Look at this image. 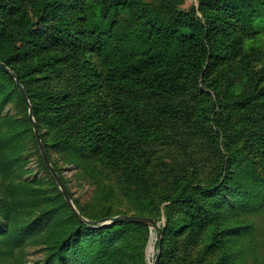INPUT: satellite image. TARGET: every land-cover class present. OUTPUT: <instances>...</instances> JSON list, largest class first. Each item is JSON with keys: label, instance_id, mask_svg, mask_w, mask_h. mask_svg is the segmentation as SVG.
Segmentation results:
<instances>
[{"label": "rangeland", "instance_id": "1", "mask_svg": "<svg viewBox=\"0 0 264 264\" xmlns=\"http://www.w3.org/2000/svg\"><path fill=\"white\" fill-rule=\"evenodd\" d=\"M234 6L237 16L226 6L213 11L226 31L216 38L224 56L190 78L185 91L161 95L107 81L100 41L139 34L150 15L213 17L201 11L200 0H0V27L7 31L0 61L21 75L48 159L78 211L42 159L15 79L0 71V264H114L98 256L106 242L134 264H154L158 254L160 264H251L242 251L247 240L235 234L224 246L220 233L258 220L230 206L211 212L219 201L175 198L186 182L207 183L223 172L231 149L241 155L243 171L264 183V0ZM22 31L29 36L18 45ZM94 141H102L97 151ZM10 158L20 165H7ZM113 161L137 167L147 186L128 187ZM123 215L157 221L161 248L149 225L124 222L103 237L78 224ZM74 233L87 234L81 257L59 260L54 245Z\"/></svg>", "mask_w": 264, "mask_h": 264}, {"label": "trees", "instance_id": "2", "mask_svg": "<svg viewBox=\"0 0 264 264\" xmlns=\"http://www.w3.org/2000/svg\"><path fill=\"white\" fill-rule=\"evenodd\" d=\"M242 1L245 0H200L201 11L207 15H213V17L205 18V21L191 18L184 13L174 17L170 16L167 19L163 17L155 19L152 17L153 15H150L149 21L146 22L148 25H142L139 34L126 31L104 36L100 44L108 66L107 81L145 87L161 95H174L185 91L190 78L199 77L209 61L221 59L226 52L221 47H217L216 38L225 29L216 20L220 16L216 14L217 12L213 13V11L222 10L223 6H226L232 8L230 11L234 16H237L240 8L234 5L240 4ZM252 1L257 2L258 0ZM6 34V29L0 27V38L5 37ZM19 35L16 40L17 44L21 45L29 34L22 31L19 32ZM142 41L143 44L140 45ZM0 64L7 67L11 74L7 73L1 66L0 71L8 77L12 76L14 79L16 77L28 96L21 75L14 73L16 72L15 67L10 69L9 63L4 61H0ZM17 88L19 89L18 85ZM21 97L23 99L22 94ZM23 102L26 103L24 99ZM38 128L40 132L39 125ZM98 140H100V137H98ZM101 142H93L95 151L100 149ZM44 147L47 153L46 146L44 145ZM233 150L231 149L225 170L216 178L207 183L186 182L183 189L176 193L175 198L183 203H191L193 200L204 201L206 205L210 204L211 201H219L215 206H210L211 212H217L223 207L230 206L233 208L231 209L233 212L240 210L247 220H258L259 224H251L246 220L236 222L231 228L224 229L220 233L219 242L226 246L225 240L237 234L238 237L247 240L242 251L246 252L250 263L264 264V183L261 182L260 178H253L243 171V163L239 159L241 155L233 152ZM260 156H262L260 163L264 165V152ZM16 163L20 165L19 161L17 162L14 158L7 161V165H17ZM112 164L121 167L124 183L128 187H136L139 182L143 186H147L144 177L138 178L135 164L136 169L127 161H113ZM258 164L259 162L256 161V165ZM62 181L65 185L63 178ZM37 183V180L28 183L30 184L28 188H34ZM113 192L111 190L108 195L113 194ZM220 213H223V211L221 210ZM88 221L98 223V225H95L96 229L88 228L89 225L93 224L85 223L80 219L78 220L80 230L85 229V233L99 234L103 237L111 234L117 226L122 224L116 223L111 226L100 227L104 222ZM133 224L134 226L145 227L143 224ZM85 233L81 235L74 233L54 245V253L59 256V260L65 259L68 254L73 257L71 262L81 257L80 247L85 246L87 242V239H85L87 234ZM162 233L163 229L161 230ZM83 237L84 240L82 241ZM226 249L228 250V247ZM226 255H229V253H226ZM98 256L99 258L113 259L114 264H134L128 260L129 257L124 252L122 253L120 249L113 247L109 242L102 245ZM87 259H89L88 256ZM161 262L162 258H160Z\"/></svg>", "mask_w": 264, "mask_h": 264}, {"label": "water", "instance_id": "3", "mask_svg": "<svg viewBox=\"0 0 264 264\" xmlns=\"http://www.w3.org/2000/svg\"><path fill=\"white\" fill-rule=\"evenodd\" d=\"M0 66L3 67V69L7 73L11 74L10 70L7 67H4L2 64H0ZM15 80H16L17 85H18V87L20 89V92H21V94L23 96L24 101L27 103V105L29 107L30 120L33 123L34 131H35V137H36V141H37V144L39 146V149H40V153H41L42 159H43L46 167L49 169L52 177L56 181L58 187L61 189L62 194H63L64 198L66 199L68 205L71 207L72 211L75 214L78 215V211H77V209H76V207H75V205H74V203H73V201H72V199H71V197L69 195V192L67 191V189H66V187H65V185H64V183L62 181L61 176L59 175V173L57 172L55 167L51 164V162L48 159L45 147H44L42 139H41V135H40V132H39L38 124L35 122V119H34L33 108H32V105H31V103L29 101L27 93H26V91L24 90L23 86L20 84V82L18 81V79L16 77H15ZM80 219L83 222H85V223L98 225V223H96V222H90V221L84 220L82 218H80ZM124 222L143 224V225H147V226L149 225V226H152L155 229H157V231H158L157 244H158V248L159 249L161 248V230H162V228H161V226L159 225V223L157 221H153V220L151 221L148 218L138 217V216H134V215H123V216L114 217V218L110 219L109 221L102 223L100 225V227H107V226L114 225L116 223H124ZM160 258H161V255L158 254L157 257L154 260V264H160Z\"/></svg>", "mask_w": 264, "mask_h": 264}, {"label": "bare ground", "instance_id": "4", "mask_svg": "<svg viewBox=\"0 0 264 264\" xmlns=\"http://www.w3.org/2000/svg\"><path fill=\"white\" fill-rule=\"evenodd\" d=\"M153 252H155V237H154V235L152 236L150 249H149V253H153Z\"/></svg>", "mask_w": 264, "mask_h": 264}]
</instances>
